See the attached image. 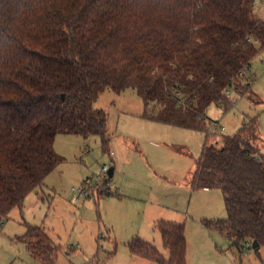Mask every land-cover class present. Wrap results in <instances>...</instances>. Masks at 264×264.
Segmentation results:
<instances>
[{
	"label": "trees",
	"instance_id": "trees-1",
	"mask_svg": "<svg viewBox=\"0 0 264 264\" xmlns=\"http://www.w3.org/2000/svg\"><path fill=\"white\" fill-rule=\"evenodd\" d=\"M254 2L0 0V228L64 162L55 149L59 134L99 136L110 152L108 114L95 103L106 90L133 88L143 118L206 134L192 187L220 189L228 216L205 227L227 234L235 247L264 245L259 122L244 121L236 134L212 142L208 116L211 105L229 111L230 94L251 88L246 71L264 50V19ZM24 223L18 238L30 255L55 264L61 245L44 227ZM156 228L168 259L140 237L127 243L130 252L187 264L185 225L159 220Z\"/></svg>",
	"mask_w": 264,
	"mask_h": 264
},
{
	"label": "rangeland",
	"instance_id": "rangeland-1",
	"mask_svg": "<svg viewBox=\"0 0 264 264\" xmlns=\"http://www.w3.org/2000/svg\"><path fill=\"white\" fill-rule=\"evenodd\" d=\"M255 12L264 19L263 4H256ZM246 77L252 81L251 88L247 94L237 91L230 94L233 98V105L229 111L224 112L216 105L209 107L208 116L218 122L221 128H213L212 133L214 134L210 136V140L217 142L223 135H234L242 127L244 121L257 118L261 138L258 144L264 154V50L254 59L250 69L246 71ZM95 107L103 109L108 114V131L113 138V147L120 149V153L127 152L125 159H132L131 162L135 163L136 149L142 153L153 149L159 154V169L156 176L148 180L152 182V186H150V192L146 191L144 200L132 202V199L124 198V201L132 203H125L121 207L118 218L122 226H126L130 212L143 207L144 213L139 228L140 238L154 244L167 259L170 257L169 249L164 247L161 235L156 228L157 221L163 218L167 221L188 224L185 234H188L190 247L198 246L196 254L191 259V264H264V245L254 248L250 241H243L240 247H235L227 234H221L217 228H208L204 225L205 220H219L228 216L224 195L220 189L211 190L212 194L208 197L215 198V205H212L205 200L203 203L200 198L202 194L205 195L204 189L194 190L192 187L191 178L206 141L205 133L155 122L153 125L166 129L165 133L162 130L159 134L156 131L155 134H142L147 127L142 128L135 121H127L124 115L120 114L123 110H129L132 113L143 110L144 103L133 88L120 94L106 90L96 101ZM151 142L157 143L158 147L152 146ZM55 149L65 158L45 182L61 184L62 187L57 193L52 194L53 198H56L55 202L62 200L59 205L60 209L53 207L50 210L51 220L55 226L49 233L54 241L61 245L55 264H139L141 262L158 264L152 259L133 255L127 244H120L117 252L113 242L116 241L118 246V241L103 223L107 209L103 200L107 196L121 195L119 197H122L123 195V192L116 187L117 183L125 184L128 178H133L140 173L144 180H147L149 171H122L115 179L109 177L104 173L103 168L104 166L110 167L105 164L110 162V157L108 152L103 151L99 136L84 138L79 135L60 134L56 138ZM161 171L174 179L172 178L170 182L162 181V178L158 176ZM174 171L177 175L173 174ZM52 174L54 175L53 180L49 181ZM87 178L92 181L98 180L102 185L101 189L105 190V193H108V190L111 193L96 199V203L93 200H86L85 203L81 201L74 205L70 202L72 187L79 186ZM193 191H196V195H192ZM155 203H158V206ZM170 208L175 212L169 211ZM20 211L19 209L12 211L10 218L6 220L9 226L18 228L13 223L16 221V215H22V222L24 218H27V213L20 214ZM204 213L208 219L203 218ZM42 218L43 216L40 215L37 220L42 223ZM153 218H156L155 223L152 222ZM193 221L207 228H201L203 229L202 235L201 232L196 231L198 230L196 226H192L195 225ZM2 226L0 232L4 229ZM19 227L22 228V226ZM101 233L107 237H102ZM1 240L4 243L9 242L8 239L0 237ZM0 247H2L1 244ZM8 248L13 257L5 262L0 261V264H42L30 255L25 244L19 239L15 240L12 245H8Z\"/></svg>",
	"mask_w": 264,
	"mask_h": 264
},
{
	"label": "crops",
	"instance_id": "crops-1",
	"mask_svg": "<svg viewBox=\"0 0 264 264\" xmlns=\"http://www.w3.org/2000/svg\"><path fill=\"white\" fill-rule=\"evenodd\" d=\"M143 112H144V108L142 111H140L138 113H132L129 110H125V111L123 110V111H121L120 114L124 115V117L127 119V121L132 120V121H135L142 128H144V126L147 127L146 130L142 131V134L143 133L144 134H155V131L157 132V134H159L160 132H162V130H163V133H165L166 129H162L161 127H156V125H153V124H155V122H151V121L143 118L141 116L143 114ZM212 121H214V120H212ZM153 126H155V127H153ZM107 131H108V121H107ZM108 134L110 137V152L108 153V155L110 157V162L109 163L107 162L105 164L110 165V169L111 168L113 169L114 179L116 178L117 174L118 173L121 174L122 171H149L147 180H144L143 175L140 173V175L137 174V175L133 176V178H128L127 181L125 182V184L117 183L118 186H116V187H118V189L123 192L122 197H119L121 195L107 196L103 200V203H105L107 205V209L105 210V213H104V219H105L104 221L105 222H103V223L105 225H107L108 229L111 231L112 234H114L115 239L118 241V246H117L116 241L113 242L115 250L118 252L120 244H122V245L127 244L134 237H141L139 228H140L141 219H142V216L144 213L143 207H138V209L135 210L134 212H130V218H129L126 226H122L120 224V220L118 218V214H120V212H121L120 211L121 207L125 203L131 204L132 202H139V201L144 200V195L146 194V191L150 192V186H152V182H148V180L151 177L153 178L154 175L156 176L157 171L159 169L158 167L160 165V160L158 159L159 154H157L156 150L151 149L148 152L142 153V152H139L138 149H136V154H135L137 157L136 162L135 163H134V161L131 162L132 159H125V156L128 155L127 152H125L123 150L127 154V155H125V153L119 152L120 149H118L117 147H113V144H112L113 138L111 137V134L109 133V131H108ZM154 138L155 137H153V139ZM153 139H152V141H153ZM134 141H136V140H134ZM150 144H152V146L158 147L157 143L151 142ZM58 172H64V171H58ZM194 172H193V175H194ZM160 173L161 174H158V176H160L162 178V181L170 182L173 178V177L171 178L170 175L168 177V174L162 173V171ZM169 173H170V171H169ZM173 174L177 175V172L174 171ZM193 175L191 178V183L193 180ZM52 176H54V175L52 174L50 176L49 181L53 180ZM113 177H111V178H113ZM66 179H67V177H66ZM107 184L109 186V182ZM153 185H154V183H153ZM61 188H62L61 184L44 183V185L41 188H38L35 191H33L26 198L24 206H23L22 210L20 211V214H23V212H26L28 215L27 218H24V221H26L27 223H30L32 225L42 226L49 233L51 228L53 229V227L55 226V224L53 223V220H51L52 214L50 213V210L53 207L57 208V210L60 209L59 205L62 202V200H57L55 202L54 199H56V198L55 197L53 198L52 194L57 193V191ZM128 190L129 191L131 190V191L128 192ZM211 190L212 189H204L203 193H205V195L202 194L200 198L203 200V203L205 200V201L209 202L210 204L212 203V205H215L214 204L215 198L214 197H208V196H210V194H212ZM132 193H135V194L133 195ZM108 195H110V194H108ZM192 195H196V191H193ZM97 197H98L97 194H95L93 197H90L89 199H83L82 203H85L86 200L87 201L93 200L96 203ZM124 198H130L133 201L132 202L124 201ZM70 202L73 203L72 201H70ZM79 203H81V201ZM74 205H76V204L74 203ZM155 205L158 206V203H155ZM169 211L175 212V210L171 209V208ZM40 215L43 216L42 223L39 222V220H37L38 216H40ZM202 215H203L204 219H208V218H206L207 216L205 213ZM21 217H22V215H19V216L16 215V217H15L16 221L13 222L18 228H14V227L9 226V222H6V221L4 222V225L2 226V228H4V229L2 232H0V237L3 239H8L9 242L4 243L2 240L0 241V244L2 245V247H0V261L5 262V260H7L8 258L13 257V254H11V251L9 250L8 245H12L14 243V241L19 239L18 237L23 235L26 231V225L24 222H22ZM159 220H165V219L163 218V219H159ZM192 220H195V219H192ZM152 222L155 223L156 218H153ZM172 222H175V221H172ZM182 224L185 225V229L187 232V225L188 224H186V222L182 223ZM193 224H195V225H192V226H196V228L198 229L196 231L201 232L200 234L202 235L203 229H201V228H203L204 225H201L200 223H196L195 221H193ZM19 226H22V228ZM205 229H207V228H205ZM49 235H50V233H49ZM100 235L104 238L107 237L104 233H101ZM185 235H186V241H187V264H191V259L196 254V252L198 250L197 249L198 246H194L191 248L190 244H189V240H188V234L186 233ZM109 237H111V235H109ZM51 238L53 239L52 236H51ZM197 245H198V243H197ZM116 247H117V249H116ZM6 249H7V252H6ZM139 264H143V263L141 262Z\"/></svg>",
	"mask_w": 264,
	"mask_h": 264
},
{
	"label": "built area",
	"instance_id": "built-area-1",
	"mask_svg": "<svg viewBox=\"0 0 264 264\" xmlns=\"http://www.w3.org/2000/svg\"><path fill=\"white\" fill-rule=\"evenodd\" d=\"M258 3H261L264 5V0H255L254 6H256V4H258ZM214 127H218L219 129H221L219 127L218 122H216V121L213 122L212 130ZM222 130H224V127H222ZM103 170H104V173L108 175L110 167L104 166ZM101 187H102V185L100 184V182L98 180L92 181L91 179L87 178V179L83 180L79 186L72 187L71 201L73 203H78V202L82 201L83 199L93 197L97 193V190L100 189ZM108 192H110V191H108Z\"/></svg>",
	"mask_w": 264,
	"mask_h": 264
},
{
	"label": "water",
	"instance_id": "water-1",
	"mask_svg": "<svg viewBox=\"0 0 264 264\" xmlns=\"http://www.w3.org/2000/svg\"><path fill=\"white\" fill-rule=\"evenodd\" d=\"M63 98H64V95H63ZM108 175H109V177H113V169H112V168L109 170ZM259 246H260V244H258L257 241L254 240V241H253V247H254V248H257V247H259Z\"/></svg>",
	"mask_w": 264,
	"mask_h": 264
}]
</instances>
